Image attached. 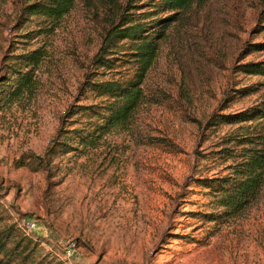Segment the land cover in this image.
<instances>
[{
    "label": "rangeland",
    "instance_id": "obj_1",
    "mask_svg": "<svg viewBox=\"0 0 264 264\" xmlns=\"http://www.w3.org/2000/svg\"><path fill=\"white\" fill-rule=\"evenodd\" d=\"M36 1L0 0V79L15 55L45 53L34 91L0 109V229L14 226L34 256L62 264L71 238L77 264H264V176L235 212L217 207L219 195L204 185L231 180L250 153L244 147L262 145L256 112L243 122L222 117L264 108V75L242 70L264 61L254 48L264 42V0H194L159 40L131 127L87 150L64 152L58 142L50 162L59 131L79 125L69 115L99 101L87 80L125 74L124 60L97 74L106 30L156 1L134 9L130 0H75L52 30L36 16L18 21ZM31 217L45 236L24 232Z\"/></svg>",
    "mask_w": 264,
    "mask_h": 264
},
{
    "label": "trees",
    "instance_id": "obj_2",
    "mask_svg": "<svg viewBox=\"0 0 264 264\" xmlns=\"http://www.w3.org/2000/svg\"><path fill=\"white\" fill-rule=\"evenodd\" d=\"M137 0H130L129 8L140 9ZM150 11L128 12L106 30L101 47L95 56V65L98 75L113 71L120 60L127 63L125 74L115 75L107 79L87 80L86 91L99 99L91 105H80L69 117L77 116L79 125L71 129L59 131L60 139L49 148L47 162L58 146L64 152L73 149L87 150L100 143L106 133L114 130L130 128L135 113L145 100L143 83L148 71L152 67L159 48V40L165 35V28L174 20L179 12L187 9L194 0H153ZM75 0H43L27 3L18 15V21L23 22L27 16H36L41 22H46V28L52 30L74 6ZM153 8V9H152ZM161 14V15H160ZM166 14V15H162ZM150 18V19H148ZM147 19L149 21H147ZM125 46L123 49H119ZM257 50L264 49L263 43L254 44ZM42 48H35L25 53L15 55L6 74L0 79V109L10 106L17 100L24 98L36 88V69L44 59ZM121 54L122 57H118ZM125 54V55H124ZM242 70L250 74L264 75V61L248 62L242 65ZM96 75V76H98ZM256 112L259 124H263V132L259 139H263L259 148H247L250 152L245 161L235 168L236 176L221 179V184L214 181L204 183L218 196L217 207H224L229 212H235L244 202L254 196L259 190L264 176V108H254L250 112L223 115L227 123L249 121ZM80 116L84 119L80 120ZM75 121V119H72ZM244 142V138L238 139ZM250 140V139H248ZM73 141L74 143H70ZM51 156L49 157V155ZM35 157V156H34ZM21 158V157H20ZM45 163L46 157H36ZM19 162V161H18ZM22 164V163H19ZM14 226L0 229V264H62L49 257L34 256V248L30 238L21 237L17 240L18 231L14 235Z\"/></svg>",
    "mask_w": 264,
    "mask_h": 264
},
{
    "label": "built area",
    "instance_id": "obj_3",
    "mask_svg": "<svg viewBox=\"0 0 264 264\" xmlns=\"http://www.w3.org/2000/svg\"><path fill=\"white\" fill-rule=\"evenodd\" d=\"M38 225V220L35 218H24L21 226L24 232L29 235L35 231ZM63 255L70 264H77L81 258V250L74 238L68 239L62 243Z\"/></svg>",
    "mask_w": 264,
    "mask_h": 264
},
{
    "label": "crops",
    "instance_id": "obj_4",
    "mask_svg": "<svg viewBox=\"0 0 264 264\" xmlns=\"http://www.w3.org/2000/svg\"><path fill=\"white\" fill-rule=\"evenodd\" d=\"M33 233L37 234L38 236H45V232L41 230V226L39 224V221H38L37 228L35 229V231Z\"/></svg>",
    "mask_w": 264,
    "mask_h": 264
}]
</instances>
